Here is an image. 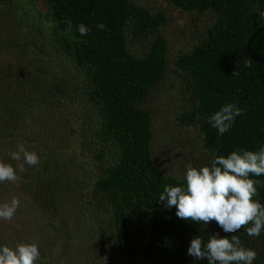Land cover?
<instances>
[{
	"label": "rangeland",
	"instance_id": "1",
	"mask_svg": "<svg viewBox=\"0 0 264 264\" xmlns=\"http://www.w3.org/2000/svg\"><path fill=\"white\" fill-rule=\"evenodd\" d=\"M129 1L164 16L159 32L167 43L166 71L139 107L150 115L155 168L183 180L189 163L208 166L213 151L204 146L199 121L182 117L195 110L197 101L177 62L206 37L216 17L209 11H182L165 0ZM46 12L43 0H0V161L10 163L20 177L0 183V203L20 200L12 220H0V245L36 243V264H147L142 252L149 227L143 221L132 224L134 260L115 238L110 204L96 189L115 148L100 136L101 107L91 97L88 70L76 66L71 50L63 49ZM151 40V35L134 39L128 33L127 50L143 57ZM19 144L35 151L40 163L30 167L23 159L12 160L9 153ZM206 226L218 238L238 236L256 251L253 264H264V231L249 236L243 228L225 233L215 221ZM187 264L208 261L188 255Z\"/></svg>",
	"mask_w": 264,
	"mask_h": 264
},
{
	"label": "trees",
	"instance_id": "2",
	"mask_svg": "<svg viewBox=\"0 0 264 264\" xmlns=\"http://www.w3.org/2000/svg\"><path fill=\"white\" fill-rule=\"evenodd\" d=\"M43 1L63 49L71 50L76 66L88 70L91 97L101 107L100 136L115 148V159L96 189L110 204L116 240L129 260L137 258L131 230L133 222L143 221L149 227L142 252L147 264H187L191 240L200 236L206 242L213 231L203 223L178 218L175 207L158 200L166 185L179 186L183 180L155 168L150 115L139 107L166 71L167 43L159 32L163 14L151 15L129 0ZM165 1L182 11H209L216 17L206 37L177 62L197 101L183 119L199 121L212 158L259 150L264 145V66L249 59L246 44L264 27V0ZM80 24L90 29L87 35L78 32ZM100 24L103 29L97 27ZM128 33L134 39L152 36L143 57L127 50ZM250 49L264 61V32L253 39ZM225 103H234L243 115L219 135L208 117ZM250 178L260 181L254 198L264 204V176Z\"/></svg>",
	"mask_w": 264,
	"mask_h": 264
},
{
	"label": "clouds",
	"instance_id": "3",
	"mask_svg": "<svg viewBox=\"0 0 264 264\" xmlns=\"http://www.w3.org/2000/svg\"><path fill=\"white\" fill-rule=\"evenodd\" d=\"M97 27L103 29L104 25ZM77 30L82 36L90 31L83 24L78 25ZM240 115H243L242 109L234 103H225L208 117V123L223 135ZM9 155L14 161L23 159L30 167L40 163L39 155L23 144L17 145V151ZM20 171H25L23 164ZM253 176H264V145L257 151L240 150L227 156H214L208 166L197 168L189 163L183 183L166 185L158 200L167 208L175 207L176 216L182 220L204 225L215 221L225 233H236L243 228L247 235L259 236L264 231V205L254 199L260 181L250 178ZM19 179L10 163L0 161V183ZM19 205L16 197L0 203V220L11 221ZM187 252L196 260L207 258L208 264H253L257 257L256 251L244 247L236 235L218 238V234H213L206 242L196 236ZM39 259L36 243L20 242L14 247L0 245V264H36Z\"/></svg>",
	"mask_w": 264,
	"mask_h": 264
},
{
	"label": "water",
	"instance_id": "4",
	"mask_svg": "<svg viewBox=\"0 0 264 264\" xmlns=\"http://www.w3.org/2000/svg\"><path fill=\"white\" fill-rule=\"evenodd\" d=\"M260 32H264V27L259 28L258 30H256L253 35L249 38L247 44H246V51H247V55L249 57V59L251 61L260 63L264 66V61L254 52H252V50L250 49V44L253 41V39L260 33Z\"/></svg>",
	"mask_w": 264,
	"mask_h": 264
}]
</instances>
